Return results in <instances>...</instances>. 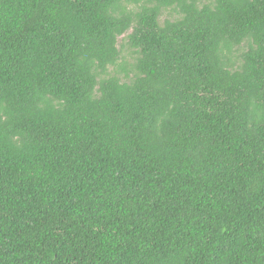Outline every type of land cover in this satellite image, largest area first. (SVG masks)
<instances>
[{"label": "trees", "instance_id": "16d2710c", "mask_svg": "<svg viewBox=\"0 0 264 264\" xmlns=\"http://www.w3.org/2000/svg\"><path fill=\"white\" fill-rule=\"evenodd\" d=\"M0 264H264V0H0Z\"/></svg>", "mask_w": 264, "mask_h": 264}, {"label": "rangeland", "instance_id": "374dc122", "mask_svg": "<svg viewBox=\"0 0 264 264\" xmlns=\"http://www.w3.org/2000/svg\"><path fill=\"white\" fill-rule=\"evenodd\" d=\"M167 14V13H166ZM131 33V31H129L128 33H127V35H124L123 37H121L120 39H119V41H120V43L122 42V39H127V36H128V34H130Z\"/></svg>", "mask_w": 264, "mask_h": 264}]
</instances>
